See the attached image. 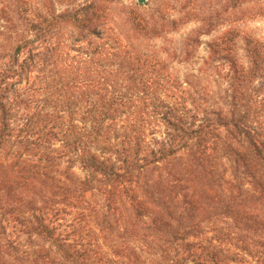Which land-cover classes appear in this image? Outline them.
<instances>
[{
    "label": "trees",
    "instance_id": "trees-1",
    "mask_svg": "<svg viewBox=\"0 0 264 264\" xmlns=\"http://www.w3.org/2000/svg\"><path fill=\"white\" fill-rule=\"evenodd\" d=\"M140 7L0 0V264H264V51L212 108Z\"/></svg>",
    "mask_w": 264,
    "mask_h": 264
},
{
    "label": "rangeland",
    "instance_id": "rangeland-1",
    "mask_svg": "<svg viewBox=\"0 0 264 264\" xmlns=\"http://www.w3.org/2000/svg\"><path fill=\"white\" fill-rule=\"evenodd\" d=\"M118 1L126 8L139 6L136 0ZM30 3L33 7L43 6L45 12L49 0H30ZM140 8L146 17L157 22L158 31L153 36L134 34L133 41L159 54L168 70L195 93L200 102L215 109L231 107L236 72L250 64L253 48L264 51L259 47V44L264 46V0H147ZM126 13L127 10H121L119 17L125 18ZM101 32V39L91 48L98 46L102 56L110 47L124 51L121 36L128 31L105 28ZM67 46L68 49H61V53L68 51L70 58L75 57L71 61L76 66V59L82 55ZM39 64L43 67V60ZM37 76L36 71L33 72L28 84L23 81L22 87H28ZM147 77L136 79L157 81L152 76ZM255 85L264 86V77ZM260 99L264 100V95ZM156 138L161 139L160 136ZM73 171L82 175L78 166Z\"/></svg>",
    "mask_w": 264,
    "mask_h": 264
},
{
    "label": "water",
    "instance_id": "water-1",
    "mask_svg": "<svg viewBox=\"0 0 264 264\" xmlns=\"http://www.w3.org/2000/svg\"><path fill=\"white\" fill-rule=\"evenodd\" d=\"M146 1H147V0H136L137 4H138L139 6H141V5H145Z\"/></svg>",
    "mask_w": 264,
    "mask_h": 264
}]
</instances>
